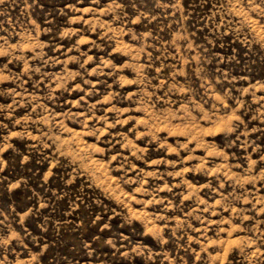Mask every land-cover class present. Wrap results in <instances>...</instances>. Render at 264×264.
Listing matches in <instances>:
<instances>
[{
  "label": "rangeland",
  "instance_id": "rangeland-1",
  "mask_svg": "<svg viewBox=\"0 0 264 264\" xmlns=\"http://www.w3.org/2000/svg\"><path fill=\"white\" fill-rule=\"evenodd\" d=\"M0 264H264V0H0Z\"/></svg>",
  "mask_w": 264,
  "mask_h": 264
}]
</instances>
